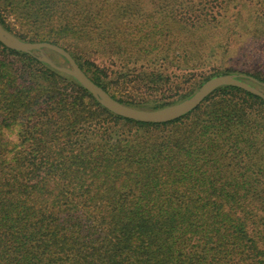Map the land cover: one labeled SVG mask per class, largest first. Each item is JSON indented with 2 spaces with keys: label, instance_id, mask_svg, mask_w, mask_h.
Here are the masks:
<instances>
[{
  "label": "trees",
  "instance_id": "trees-1",
  "mask_svg": "<svg viewBox=\"0 0 264 264\" xmlns=\"http://www.w3.org/2000/svg\"><path fill=\"white\" fill-rule=\"evenodd\" d=\"M93 2L0 0V24L23 40L64 47L95 84L143 109L180 102L232 70L195 81V72L171 76L140 61L162 67L183 53L185 65L204 62L242 28L264 67V0H251V21L240 9L228 18L190 1V16L150 15L149 28L132 27L121 40ZM223 2L228 11L238 0ZM209 38L202 53L198 44ZM94 54L117 56L115 81ZM237 76L264 86L263 71ZM126 79L133 93L112 86ZM254 208L264 211L261 97L222 85L178 118L134 120L34 51L0 42V264H264V241L251 232Z\"/></svg>",
  "mask_w": 264,
  "mask_h": 264
},
{
  "label": "rangeland",
  "instance_id": "rangeland-1",
  "mask_svg": "<svg viewBox=\"0 0 264 264\" xmlns=\"http://www.w3.org/2000/svg\"><path fill=\"white\" fill-rule=\"evenodd\" d=\"M190 1H199V0H94L93 2V10H99L103 13V24L106 25L110 30H112L113 34L116 36L117 40H121L122 38L130 39V30L132 27L138 28L140 27H148L146 24L147 19L150 15H153L154 18L160 19H169L170 15H173L172 13H175L177 17L184 18L188 17V12H185L184 5L187 3H191ZM225 0H204L205 7L208 10H211L212 12L216 13L218 11L221 12V14H224L226 17H231L233 14H235L236 10L240 9L243 11L244 21H251V19L248 17V11L251 10V6L254 5L251 0H238L237 4H233L229 7V10L225 8V3L223 2ZM127 11L125 15H122V18L119 19L121 16L120 13L122 11ZM174 16V15H173ZM190 16V15H189ZM231 20V18H230ZM13 21V26L15 29L18 28L19 24L18 22ZM16 25H18L16 27ZM119 27H126L122 28L118 31ZM183 30V29H181ZM181 30H174V32H180ZM22 31V30H21ZM14 37L21 39L20 37L16 36L15 34L11 33ZM180 36V35H176ZM114 37V36H113ZM165 47L169 46L170 48H173V44L171 41L175 40L172 36L167 35L165 38ZM229 43L225 46V48H217L214 47L213 50H210V55L208 59H205L204 62H195L191 63L189 65H185L183 61V57L181 56L183 53H180L177 57H173L169 55V59H176V61H179L178 63L167 61V66L163 65L162 67H159L158 64L160 63H150L145 60L140 61L139 65H146L148 69H155L160 70L163 73H167L168 75L173 74H182L186 71H192L196 73L195 81H200V73H204V75L215 72L218 70H226L230 69L232 72L230 73H223V74H235V75H246L249 73L257 72V71H263L264 75V67L261 63H258L257 60L252 59L251 57V38L249 34L245 33V30L242 28L238 30L236 34H233L231 37H228ZM23 40V39H21ZM29 41V40H25ZM212 42L209 38L208 40H202L199 42L198 46L200 47L202 53H209V46L210 44L207 42ZM62 47V46H61ZM64 48V47H63ZM65 49V48H64ZM159 48L155 49L154 52H157ZM173 55V52H169ZM42 56L45 55L46 57H49L52 61H54L58 66H61L63 68H69L68 61L59 53L52 51L50 49H42V50H34V56ZM177 55V54H176ZM94 59L97 63L105 64L109 68L110 76L112 77L113 81L117 79V75H114L112 72H116L119 67H121L120 61L116 58V55H113L111 57H104L99 54H94ZM151 54L149 55V57ZM73 57V56H72ZM156 57V56H155ZM205 56H202L201 59H204ZM138 65V66H139ZM130 68H133V65L131 63L128 64L126 67V70H132ZM60 71V70H58ZM62 72V71H60ZM69 76H72L66 72H63ZM220 75V74H218ZM182 79H174L175 83L181 81ZM205 82V81H204ZM203 82V83H204ZM191 83V80L190 82ZM188 83V84H189ZM188 84H185L188 85ZM202 84V83H201ZM197 86L195 91L201 86ZM251 84V83H250ZM253 85V84H251ZM113 87H117L122 92H129L133 93L135 91V88L133 86H136L133 84V82L129 81L128 79L125 80L124 83L119 80L116 84L115 82L112 83ZM257 88L264 89V86L262 85H253ZM116 88V89H117ZM115 88H112V92H115L116 95H121V92H118ZM215 90V89H214ZM213 90V91H214ZM194 91V92H195ZM110 96L111 94L106 91ZM169 94H171V91H168ZM140 92H136V94H139ZM135 94V95H136ZM193 95V94H192ZM136 98H144L142 96H134ZM114 98V97H113ZM116 99V98H115ZM124 104V103H123ZM175 104V103H173ZM127 105V104H125ZM172 105V104H170ZM130 106V105H128ZM137 109H143L138 108L134 106H130ZM150 110V109H146ZM255 209V215L253 216L254 223L251 224V232L253 235H255V238L259 239V244L263 245V237L261 234L264 230V211L254 208Z\"/></svg>",
  "mask_w": 264,
  "mask_h": 264
},
{
  "label": "water",
  "instance_id": "water-1",
  "mask_svg": "<svg viewBox=\"0 0 264 264\" xmlns=\"http://www.w3.org/2000/svg\"><path fill=\"white\" fill-rule=\"evenodd\" d=\"M0 42L11 49L31 53L34 50L50 49L62 55L69 63V68L58 66L49 57L42 55L35 56L49 64L51 67L66 72L82 84L96 100L109 111L123 117L147 122H165L178 118L194 109L202 100L214 89L222 85H232L250 93H253L264 100V89L257 88L249 82L239 78L235 74H220L208 78L190 97L172 105L160 109L146 110L137 109L123 104L110 96L106 90L95 84L85 71L78 65L72 55L63 47L48 41H25L14 37L8 30L0 24Z\"/></svg>",
  "mask_w": 264,
  "mask_h": 264
}]
</instances>
